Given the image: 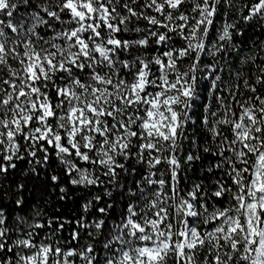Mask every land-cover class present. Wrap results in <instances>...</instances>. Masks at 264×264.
Returning a JSON list of instances; mask_svg holds the SVG:
<instances>
[{
    "label": "snow or ice",
    "instance_id": "1",
    "mask_svg": "<svg viewBox=\"0 0 264 264\" xmlns=\"http://www.w3.org/2000/svg\"><path fill=\"white\" fill-rule=\"evenodd\" d=\"M260 37L264 0H0V264H264Z\"/></svg>",
    "mask_w": 264,
    "mask_h": 264
},
{
    "label": "trees",
    "instance_id": "2",
    "mask_svg": "<svg viewBox=\"0 0 264 264\" xmlns=\"http://www.w3.org/2000/svg\"><path fill=\"white\" fill-rule=\"evenodd\" d=\"M249 35L252 36L253 39L256 38L255 35L251 31L249 32ZM260 39H264V37H260ZM249 43H251V41H249ZM37 194H39V190H38ZM71 207H72V204H71V202H69L68 205L63 209V211H66V212L70 211Z\"/></svg>",
    "mask_w": 264,
    "mask_h": 264
}]
</instances>
